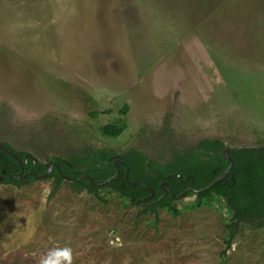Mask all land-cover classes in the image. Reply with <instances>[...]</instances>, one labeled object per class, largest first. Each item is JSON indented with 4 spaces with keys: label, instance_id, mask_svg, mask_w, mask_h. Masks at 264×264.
<instances>
[{
    "label": "rangeland",
    "instance_id": "rangeland-1",
    "mask_svg": "<svg viewBox=\"0 0 264 264\" xmlns=\"http://www.w3.org/2000/svg\"><path fill=\"white\" fill-rule=\"evenodd\" d=\"M208 138L264 146V0H0L1 142L47 165L89 148L166 164ZM54 186L0 182L1 264H264V227L228 248L218 193L174 215Z\"/></svg>",
    "mask_w": 264,
    "mask_h": 264
},
{
    "label": "trees",
    "instance_id": "trees-1",
    "mask_svg": "<svg viewBox=\"0 0 264 264\" xmlns=\"http://www.w3.org/2000/svg\"><path fill=\"white\" fill-rule=\"evenodd\" d=\"M103 130L107 135H119L123 129L106 125ZM2 143L22 159L25 172H30L24 179H19L20 164L0 148V175L4 174V170L7 173L3 182L19 186L37 180L35 175H42L48 171L47 164L39 161L33 164L31 158L25 161L27 153L15 150L9 143ZM225 149L222 140L208 138L200 141L195 149L178 153L171 161L163 164L133 148L121 155L118 176L105 185L94 184L89 179L65 180L60 171L72 178L88 174L97 181L106 180L114 175L116 172L114 164L117 160L115 153L105 149L89 148L85 154L73 155L68 160L54 158L53 162L59 164L60 171L54 166L47 178H53L55 182L52 194L63 182H69L75 191L85 190L102 201L105 199L100 195V190L111 189L126 197L132 204H137L139 200L150 196L151 192L146 188L151 187L155 195L147 202L153 204H144V210L156 212L157 208L161 207L174 215L179 212L175 206L176 200L171 192L162 196L163 182L166 181L170 190L178 195L190 187L200 190L209 186L204 191L190 190L187 196L196 194L200 200L198 205L209 202L213 193L224 197L228 208L233 212L232 222L227 226V246L230 248L237 232L243 226L264 227V149L231 150L229 154L233 162L223 156ZM230 165L232 166L228 176L211 185L220 174L227 171ZM9 175L13 180L8 177ZM188 176L189 179L186 180ZM133 182L138 183V186L133 185ZM223 254L225 255L226 252Z\"/></svg>",
    "mask_w": 264,
    "mask_h": 264
},
{
    "label": "water",
    "instance_id": "water-1",
    "mask_svg": "<svg viewBox=\"0 0 264 264\" xmlns=\"http://www.w3.org/2000/svg\"><path fill=\"white\" fill-rule=\"evenodd\" d=\"M0 148H1L2 150L6 151L7 153H9V154H10V155H11V156H12V157H13V158H14V159L20 164V166H21V172H20V174H19V179H24V177L26 176V174H24V167H23V161H22V159H21L16 153H14V152H12L11 150H9L8 148H6L5 145H4L1 141H0ZM240 148H259V149H264V146H262V145H254V144L233 146V147L226 148V149L223 151V156H224L225 158L231 160V162H233V160H232V158H231V156H230L229 153H230L231 150H234V149H240ZM29 158L32 159L33 164L36 163V161H37L36 158H35L33 155L27 153V154L25 155V161H28ZM120 162H121L120 159H117V160L115 161L114 166L116 167V172L114 173V175L111 176L110 178L106 179V180H101V181H97V180H95L92 176H90V175H88V174L81 175L80 177H77V178L67 177V176H65V175L60 171L59 164H58V163H55V162H52V163H50V164L48 165V171H47L45 174H42V175H35V176H36L37 178H41V179H43V178H47V177L50 175V173H51L53 167L56 166V167L59 169L60 174L63 176V178H64L65 180L78 181V180H81V179H89V180H90L92 183H94V184H97V185H105V184L109 183L110 181H112L114 178H116V177L118 176V174H119V172H120V166H119V163H120ZM231 164H232V163H231ZM231 166H232V165H230V166L228 167V169H227V171H226L225 173L220 174V175H219V176H218V177L212 182L211 185H214L215 183L220 182L221 180H223L224 178H226V177L228 176L229 172H230ZM128 172H129V169H128ZM3 173H6V171L4 170ZM3 178H4V176H3V175H0V182L3 180ZM179 178L182 180V177H181V176H179ZM127 179H128V175H127ZM188 179H189V176L187 177L186 180H188ZM132 184L135 185V186H138V183H136V182H133ZM161 186H162V188H163V190H164L162 196H165L167 193L171 192L173 198L176 199V200H177V199H180V198H183V197H185V196H187V193H188V191H190V190H193V191H204V190H206V189L209 188V186H206V187H204V188H202V189H200V190H197V189H195V188H193V187H190V188H187L183 193H181V194L178 195V194H175L174 192H172V191L170 190V187H169V185H168V183H167L166 181L163 182V183L161 184ZM146 190L150 191L151 194H150V196L145 197V198L139 200L138 203H139L140 205H144V204H153V202H147V201H148L149 199H151V198L154 197V195H155V191H154L151 187H147Z\"/></svg>",
    "mask_w": 264,
    "mask_h": 264
},
{
    "label": "clouds",
    "instance_id": "clouds-1",
    "mask_svg": "<svg viewBox=\"0 0 264 264\" xmlns=\"http://www.w3.org/2000/svg\"><path fill=\"white\" fill-rule=\"evenodd\" d=\"M63 255H64V259L67 262V264H71V250L65 249Z\"/></svg>",
    "mask_w": 264,
    "mask_h": 264
},
{
    "label": "flooded vegetation",
    "instance_id": "flooded-vegetation-1",
    "mask_svg": "<svg viewBox=\"0 0 264 264\" xmlns=\"http://www.w3.org/2000/svg\"><path fill=\"white\" fill-rule=\"evenodd\" d=\"M28 173H30V172H25V169H24V174H26V176L28 175ZM5 175H7V173H4V174H3L4 178H3L2 181H4V179H5ZM26 176H25V177H26ZM8 177H9L10 179L13 180V177H12V176L9 175ZM25 177H24V178H25Z\"/></svg>",
    "mask_w": 264,
    "mask_h": 264
}]
</instances>
